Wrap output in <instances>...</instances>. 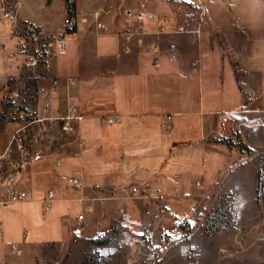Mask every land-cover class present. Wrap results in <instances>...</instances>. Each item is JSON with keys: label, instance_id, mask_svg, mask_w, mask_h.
I'll return each instance as SVG.
<instances>
[{"label": "crops", "instance_id": "1", "mask_svg": "<svg viewBox=\"0 0 264 264\" xmlns=\"http://www.w3.org/2000/svg\"><path fill=\"white\" fill-rule=\"evenodd\" d=\"M137 1L106 0L100 6H82L79 27L66 32L67 47L54 59L53 71L58 82L49 101L56 96L61 101L58 104L50 101L52 108L61 106L64 109L73 105L78 109L82 116L75 127L77 138L83 142L79 145L72 140L77 139L76 135L71 138L66 132H62L61 140L54 141L50 131L35 128L33 136L25 140L27 155L19 159L21 164L11 165L1 159L0 211L6 209L7 218L12 215L20 222L27 221L33 209L44 216L53 201L74 199L79 209L87 198L101 192L103 186H119L90 185V181L86 182L87 186L83 185V171L81 165L78 166L83 153L91 151L95 162H101L98 157L102 154L115 155L121 161L125 155L131 157L141 149L145 153V177L158 170L162 176L175 177L181 183L180 178L185 172L201 175L198 187L209 188L217 181L220 191L226 195L223 202L228 204V211L241 225L264 218V192L261 202L256 197L257 179L261 174L264 177V29H248L238 23L240 20L233 25H224L214 18L203 23L206 9L200 0H183L186 3L184 10L164 9L162 0H144L145 9H153L158 15L155 18L145 16L140 26L133 21L130 25L133 33L128 37L121 32L115 33L127 25L124 9L133 8ZM23 4L24 1L21 6ZM77 7L81 9V6ZM100 13L103 20H100ZM98 23L105 29L97 31ZM178 23H183L187 30H176ZM59 24L44 29L51 31ZM189 28H195V31ZM3 40L0 78L15 70V63L10 60L15 57L13 40ZM168 43L174 45L173 59L167 56ZM153 44L157 50L151 47ZM154 56L156 62H153ZM235 65L239 69L238 77L234 72ZM68 75L75 79L66 82L64 77ZM237 78L243 81L241 85ZM249 90L253 91V97ZM3 109L0 89V154L9 148L11 156H17L20 150L7 147L17 122L14 118L6 119L2 115ZM165 114H168V121L163 123ZM107 115H113V120L106 121ZM125 117L129 119L123 122ZM105 122L116 123V127L109 126V136L113 132V136L120 139L118 147L103 150L98 142ZM126 123L130 126L129 131L131 128L140 132L138 141L144 145L141 149L134 144L124 148L121 136L126 134ZM214 130L237 137L248 148L223 144L210 137ZM175 147L182 148L176 150ZM183 155L187 165H191L187 171L176 164ZM70 157H76L77 162L74 160L72 165H66L65 161ZM55 158H58L57 165ZM62 161L70 175L73 170L80 172L81 187L69 185L78 191L75 197L70 196L69 191L68 195L63 194L59 179L56 188L45 184L50 167L60 170ZM141 183L145 184L147 194L155 193L149 191V185L143 180ZM9 186L23 189L25 196L8 200L5 187ZM48 188L52 189L50 198L46 196ZM168 194H176V191ZM185 194H193L195 203L202 201L198 189ZM95 201L92 200L94 207ZM44 202L48 203L46 207L42 205ZM9 204H18V207L4 208ZM64 215L60 213L58 217L67 229L62 239L70 234ZM47 225L50 223L44 221L43 226ZM51 241L54 239L41 242ZM7 242L10 241L0 242V263H16V259L4 258L5 251L13 254L7 249Z\"/></svg>", "mask_w": 264, "mask_h": 264}, {"label": "rangeland", "instance_id": "2", "mask_svg": "<svg viewBox=\"0 0 264 264\" xmlns=\"http://www.w3.org/2000/svg\"><path fill=\"white\" fill-rule=\"evenodd\" d=\"M23 1V6L19 7V16L26 20H34L40 24L41 28L55 27L66 15L73 17L74 21L79 20V15L83 13L81 10L84 9L82 6H100L106 3V0H71L73 10L68 14L66 13L67 0H48L49 3L47 0ZM200 1L206 9L203 23H209L213 18L224 25H233L239 21L240 11L238 7H233V0ZM161 4L164 9L166 7L177 10L186 8L183 0H162ZM77 6H81V9ZM103 19L101 15L100 20ZM69 28H72L69 30L72 31L76 27ZM69 31L66 30V32ZM64 42V48H66V36ZM59 56L57 54L52 59V70L54 59ZM20 59V54L10 58L11 63L15 64ZM237 68L235 65L234 72L238 77L239 69ZM237 82L240 85L243 83L241 78H237ZM51 94L52 91L49 95ZM249 94L253 97L252 90H249ZM50 101L58 104L61 100L54 96ZM219 105L212 106L220 107ZM70 107L80 113L75 106L70 105ZM62 110L61 106L59 108L50 106V111L53 113L60 114ZM223 114L219 113V115ZM81 116L71 119L72 128L66 132L71 138L74 135L76 138L79 137L75 123ZM109 116L111 115L105 117L106 121L113 120L114 116L112 115L111 120L108 119ZM126 119L129 118L125 117L123 122ZM167 121L168 114H165L163 123ZM115 124L105 122L102 125V138L99 137L98 142H101L103 150L118 147L120 143V139L113 136V132L112 136H109V126L116 127ZM129 127L126 123L124 127L126 134L121 136L124 148L134 144V147L141 149L144 145L138 141L141 138L140 132H134L131 128L129 131ZM41 130L50 131L54 141L62 139L63 131L60 129L59 122L49 124L46 129ZM29 134H32L30 130ZM210 137L228 146L239 145L243 149L247 147L237 137L233 138L219 131H212ZM79 139L72 140L81 145L83 141L80 139L81 143H79ZM28 147H30L29 143ZM92 155L91 151L83 153L78 164L83 171V185L87 186L86 182L90 181V185L119 186L108 188L103 186L101 192L87 198L79 209L78 202L74 199L50 202V208L44 216L39 215V210L33 211V209L32 215L23 222L12 215L8 219L6 209L4 212L1 210L0 242L15 241L21 248L19 253L12 252L15 255L5 251L7 253L5 259H16L15 262L20 261L21 264H264V218H259L248 225H241L234 220L228 211V204L223 202L226 195L220 191L217 181L209 188H199L201 175L192 176L185 172L180 178L182 181L180 183L175 180V177L162 176L158 170L151 172L147 178L145 177V153L142 149L131 157L125 155L121 161L115 155L102 154L98 157L101 162H95ZM69 159L65 161L66 165H72L74 160L77 162L76 157ZM65 162L62 161L60 170L56 166L51 168L49 165L50 172L48 171V177L45 178L47 179L45 184L56 188V182L59 179L62 182L63 194L69 191V195L75 197L78 191L71 189L69 185L80 188V174L76 176L71 171L70 175L69 170L66 171L67 167L64 168ZM54 163L58 164V158L54 159ZM176 164L183 171H187L191 166L187 165L185 155L177 159ZM77 179L79 184L75 186L73 184ZM141 180L149 185V191L155 193L147 194V188ZM132 185H135L133 190L130 188ZM195 189H198L199 196L202 198L201 202L195 203L196 197L193 194H185V192H194ZM170 191H176V194H168ZM256 191L257 201L261 202L264 192L263 174L257 179ZM145 194L148 197H145ZM215 198L218 199L213 201ZM93 199L97 200L95 207ZM45 204L48 205L47 202L42 205L45 206ZM8 206L17 209L18 204H9L4 208ZM81 210L84 212L82 229L78 228L75 220L76 213ZM60 213L65 214L63 219L69 226L70 234L64 239L62 238L67 229L61 224L62 222L60 223L58 218ZM44 221H48L50 225L43 226ZM99 230L100 235L102 234L105 239L95 242L92 238L100 236L94 235ZM46 239H54V241L42 244L41 241Z\"/></svg>", "mask_w": 264, "mask_h": 264}, {"label": "built area", "instance_id": "3", "mask_svg": "<svg viewBox=\"0 0 264 264\" xmlns=\"http://www.w3.org/2000/svg\"><path fill=\"white\" fill-rule=\"evenodd\" d=\"M23 0H0V47L4 43L3 39L10 38L13 40V46L17 54L21 55L19 62L15 64V70L0 78V89L2 91L3 99V115L6 119H15L17 126L13 128L9 135L7 147L11 146L18 151L17 156H11L9 148L0 154V160L5 159L11 165H19V159H23L26 153L25 140L33 136L29 134L35 128L42 131L46 129L49 124L59 122L60 129L63 132H68L72 128L71 119L79 118L80 113L75 112L70 105L65 106L60 114L50 111L49 94L50 91L57 86L58 78L52 70V59L58 53L64 50V37L67 28L70 26L79 27L80 20H73L71 16H65L61 24L54 31H45L40 24L23 19L19 16V7ZM201 7V6H200ZM124 16L127 18V25L121 31L115 33H123L128 37L133 33L130 25L133 21L140 26V21L146 17L155 18L158 13L153 9H145L144 0H138L133 8H125ZM67 27V28H66ZM97 31L104 30L103 24L98 23ZM176 30L186 31L183 23H178L175 26ZM144 30V29H143ZM190 31H195V28H189ZM122 46L125 47V44ZM157 50L155 45L151 46ZM124 49V48H123ZM174 45L168 43L166 52L169 59L175 57L173 53ZM118 53V52H117ZM153 62H156V56L153 57ZM73 76L68 75L64 80L71 81ZM8 102V105H6ZM109 120L112 116H109ZM35 126V127H34ZM28 129V130H25ZM81 143V140H78ZM57 162V160H56ZM72 173L78 176L79 170H73ZM0 173V179H1ZM79 180H75L74 184L77 186ZM135 189V185L130 187ZM7 199L20 198L25 196V191L14 186L5 187ZM47 198L52 196V189L48 188L46 191ZM47 205L45 204V207ZM83 210L76 213V224L78 228H83L82 218ZM94 235H100L101 231H96ZM7 249L13 253H19L20 248L17 243L7 242ZM13 264H19L18 262Z\"/></svg>", "mask_w": 264, "mask_h": 264}, {"label": "clouds", "instance_id": "4", "mask_svg": "<svg viewBox=\"0 0 264 264\" xmlns=\"http://www.w3.org/2000/svg\"><path fill=\"white\" fill-rule=\"evenodd\" d=\"M240 11V23L251 30L264 29V0H233Z\"/></svg>", "mask_w": 264, "mask_h": 264}, {"label": "trees", "instance_id": "5", "mask_svg": "<svg viewBox=\"0 0 264 264\" xmlns=\"http://www.w3.org/2000/svg\"><path fill=\"white\" fill-rule=\"evenodd\" d=\"M68 2H67V8H66V13H71L72 12V10H73V3H72V1L71 0H67ZM47 2H48V0H47ZM72 29V28H71ZM70 28H68L67 30L69 31V30H71ZM241 146H242V144H241ZM247 148H248V146H247ZM105 238H104V236H102V234L100 235V236H94L93 238H92V240L93 241H95V242H101V241H103Z\"/></svg>", "mask_w": 264, "mask_h": 264}, {"label": "bare ground", "instance_id": "6", "mask_svg": "<svg viewBox=\"0 0 264 264\" xmlns=\"http://www.w3.org/2000/svg\"><path fill=\"white\" fill-rule=\"evenodd\" d=\"M43 30L47 31V30H46V29H44V28H43ZM51 31H54V29H53V30H51ZM64 43H65V42H64ZM64 51H65V48H64L63 52H64ZM13 52H16V51H15V49L13 50ZM63 52H61V53H63ZM58 54H59V53H58ZM182 220H183V219H182ZM181 224H182V223H181Z\"/></svg>", "mask_w": 264, "mask_h": 264}]
</instances>
